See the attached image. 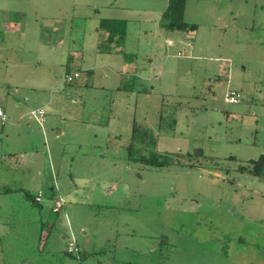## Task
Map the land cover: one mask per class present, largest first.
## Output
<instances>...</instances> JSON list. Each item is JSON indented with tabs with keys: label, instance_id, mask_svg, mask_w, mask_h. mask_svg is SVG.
I'll return each mask as SVG.
<instances>
[{
	"label": "rangeland",
	"instance_id": "374dc122",
	"mask_svg": "<svg viewBox=\"0 0 264 264\" xmlns=\"http://www.w3.org/2000/svg\"><path fill=\"white\" fill-rule=\"evenodd\" d=\"M173 1L0 0L7 18L26 13L32 28L39 22L36 36L63 40L67 53L46 85L31 66L46 60L35 48L25 54L28 73L15 77L13 66L0 64L9 118L0 123V264H264V167L251 163L264 156V0H186L179 21L164 15ZM111 3L137 10L128 32L137 66L152 55L179 64L178 80L171 65L160 77L166 83L135 78L130 113L127 98L101 79L105 70L66 82L81 70L71 60L81 61L97 18L91 7L104 18ZM182 22L199 33L168 29ZM144 26L152 37L161 27L184 42H138ZM209 55L223 59L220 75ZM58 84L63 91H54ZM151 86L155 94H140ZM230 91L239 104L226 103ZM40 107L43 125L32 114ZM40 193L39 204L28 198ZM71 241L86 255L80 263L67 254Z\"/></svg>",
	"mask_w": 264,
	"mask_h": 264
},
{
	"label": "crops",
	"instance_id": "0c3cea01",
	"mask_svg": "<svg viewBox=\"0 0 264 264\" xmlns=\"http://www.w3.org/2000/svg\"><path fill=\"white\" fill-rule=\"evenodd\" d=\"M104 8L110 11L111 15L108 17L106 16L104 18H100V14H98L100 10L96 6L91 7L93 11L92 16H95L97 18L94 19L93 17H90L91 18L90 21L94 22V26L89 31V33L85 35L87 40L84 39V45H83L84 47H82L84 53L83 54L79 53L77 49H75L76 47L75 44L70 45V47L68 46L69 47L68 50H71L73 47L74 48L73 54H76L77 52L78 54H80L81 61L79 65L76 64L74 60H71L73 66L77 65L78 68L81 69L80 71H77V69H75L74 72L81 74L80 77L82 76V74L84 75L86 73L87 74L93 73L94 71L101 72L105 70L106 73L104 74V76L101 77V79L105 80V82L107 83L106 85L107 88H112V90H116L119 96H122L120 97V100L123 101V98H127L126 100L124 99L123 102L126 103L127 112L130 113V111L133 110L132 104L130 105V96L134 98L137 92L134 89V85L133 84L131 85V82H135V78H138V76L140 79L145 81H150L151 78L154 76L155 80L161 83L163 79L160 77L161 75H164L166 73L169 65H171V68L168 69L169 73L171 75L175 74L176 76H174L173 78H176L178 80V75L180 71L179 64L178 63L163 64L162 60H160V62H156L154 61V55H152L150 57H146L147 60H149L148 66H146L145 64H141L140 66H137L131 57L133 54L138 55L137 51L136 49H133L128 42L129 41L128 32L131 30L130 26L136 19L134 13H136L137 10H134L133 7L129 5H119L118 3H114V4L111 3L109 5H106V7L104 6ZM3 10L4 9L0 7V36L2 33H11V34L6 35V40L5 39L1 40L0 37V64L3 66L4 64H9V66H13L12 70L14 71H12L11 74L15 75V77L17 74L20 73H24V72L28 73L30 72L31 68L27 64H25L26 63L25 54L30 53L28 50L35 48L37 51H40L44 54L46 60L45 63H43V60L41 58H38L35 63H31V66H35V67L37 66L38 68H41L40 72L42 74L38 75V82L39 83L40 81L45 82V84L40 83L41 85L48 84L51 81L52 77H54L52 69L54 70L57 66L61 67L67 61V53L66 52L64 53L63 51L65 46L63 40H60L58 43H56L55 41L54 44L52 40L47 38L48 36L47 34L45 37H42V35L36 36V34L38 33L34 34L32 29H35L37 32V29L34 27H36V25L39 22L36 21L34 23V27L32 28L31 24L26 20L27 17L26 13L20 14V16L24 21L17 19L15 20V19L7 18ZM144 11L139 12V15ZM159 14H162V11H159ZM218 19L220 20V17H218ZM102 20H113L114 22H116V24L114 25L113 28L109 30L106 27L104 28L101 27ZM48 22L51 23L52 25L51 27L57 26V22H55V20H51ZM164 29L165 28L158 27V33H159L158 36L152 37L153 34L152 28H150L149 26H144L142 28H139V30L136 32V38L138 42H140V39L143 38L144 41L148 43V45L154 41V47H158V45H161L160 42L161 40L165 42L167 47L175 45L176 42H180V41L184 42L183 39L181 40V38H183L182 34L178 32L169 34ZM198 29L199 27L197 28V30ZM110 31H112L111 35L113 36L114 39H112V37L110 36L109 33ZM196 31L192 32L193 35H195ZM93 34L94 36H92ZM122 35H123V39L120 41L119 38H121ZM34 36H36L35 42H34ZM50 37L52 38V35H50ZM16 40H20L21 44L20 45L18 44L16 48H11L13 47L11 45H16L17 43ZM29 41L33 42L34 46H31V43H28ZM187 43L188 44L186 45H188V48L192 50L191 53L194 55L196 46L192 45L189 42ZM209 56L210 57H207L209 58L208 61L216 64L215 73L217 72V74L220 75L223 69L222 68L223 59L215 58L213 55H209ZM192 57L194 58V56ZM207 58H204V60H206ZM85 76H86L84 81L85 83L84 82L80 83L81 87L83 85L88 86V83L90 81L89 80L90 76L88 75ZM163 81H165L166 83V80ZM125 82L128 83V89L124 88ZM151 87H152L151 92L149 93L140 92V94H145V95L155 94L157 91L153 86ZM53 89L54 91L59 90L58 92H60L63 91V86L61 84L53 85ZM159 89L161 90L160 85H159ZM168 92L170 91L166 90L164 93L160 92V94L161 95L164 94L163 97L165 98V96H168ZM117 102L118 99L116 102H114V104ZM164 102L165 101L163 100V105ZM0 103L2 104L0 106L5 111V107H4L5 105L3 104V102ZM40 109H43V107H40ZM114 110L115 111L117 110L116 105H114ZM34 111L37 110L34 109L32 112ZM5 113L7 115V111H5ZM15 114H17V112ZM20 119H22V117ZM114 120L115 117H113L111 122H114ZM58 131L60 132L62 137L65 135L62 129H58ZM37 175L39 177L40 172H38ZM70 182L74 183L73 178L70 179ZM37 195H35L34 197H36ZM75 245L76 247L80 248V246L76 241H75Z\"/></svg>",
	"mask_w": 264,
	"mask_h": 264
},
{
	"label": "trees",
	"instance_id": "16d2710c",
	"mask_svg": "<svg viewBox=\"0 0 264 264\" xmlns=\"http://www.w3.org/2000/svg\"><path fill=\"white\" fill-rule=\"evenodd\" d=\"M185 1L186 0H174L173 3L169 6V8L167 9L166 13L164 14L165 17H174L175 19L182 20L183 17V12H184V7H185ZM116 24V22H114L113 20H102L101 21V27H106L107 29H111L114 27V25ZM198 28L197 25H188L186 23H179L178 25L172 23L170 25H168V29H179V30H186V31H196ZM110 36L113 38L112 31L109 32ZM124 34V33H123ZM123 39V35L121 36V38H119V40L121 41ZM141 161L154 166L155 165V161L152 158H145L143 157L142 159H140ZM260 162V163H259ZM252 164H254L256 166V164H260L262 167H264V156H262L260 158V160L258 162L252 161ZM37 197V196H36ZM36 197H34L33 195H28V198L35 204H38L39 202H37ZM59 214V213H56ZM70 244V242H69ZM67 254L69 256H71L73 259L82 262V260L86 257L85 254L82 253V250L78 247H76V250L73 252H69V248H68V252Z\"/></svg>",
	"mask_w": 264,
	"mask_h": 264
},
{
	"label": "built area",
	"instance_id": "2783aa9c",
	"mask_svg": "<svg viewBox=\"0 0 264 264\" xmlns=\"http://www.w3.org/2000/svg\"><path fill=\"white\" fill-rule=\"evenodd\" d=\"M80 78V74L79 73H75L74 75H69L66 78V82L67 83H73L76 79ZM226 103L228 104H239L241 102V95L239 93H237L236 91H230L227 93L226 95V99H225ZM34 115V117L36 118V120L42 124L45 121V111L43 109L34 111L32 113ZM6 122H8V117L4 111V109L0 106V123L1 124H5ZM41 193L36 197L37 202H41ZM64 200L60 199L57 200L55 202L54 208H53V212L54 213H60L61 210L64 207ZM76 250V245L74 242H70L69 244V252H73Z\"/></svg>",
	"mask_w": 264,
	"mask_h": 264
},
{
	"label": "flooded vegetation",
	"instance_id": "af4514ba",
	"mask_svg": "<svg viewBox=\"0 0 264 264\" xmlns=\"http://www.w3.org/2000/svg\"><path fill=\"white\" fill-rule=\"evenodd\" d=\"M259 176H261V175H259Z\"/></svg>",
	"mask_w": 264,
	"mask_h": 264
}]
</instances>
